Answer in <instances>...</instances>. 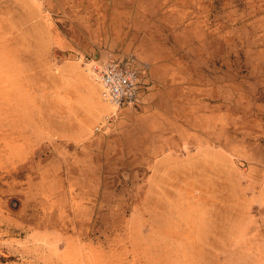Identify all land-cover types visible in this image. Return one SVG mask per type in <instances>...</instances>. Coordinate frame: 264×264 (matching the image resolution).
Instances as JSON below:
<instances>
[{"label": "rangeland", "instance_id": "rangeland-1", "mask_svg": "<svg viewBox=\"0 0 264 264\" xmlns=\"http://www.w3.org/2000/svg\"><path fill=\"white\" fill-rule=\"evenodd\" d=\"M0 264H264V0H0Z\"/></svg>", "mask_w": 264, "mask_h": 264}, {"label": "built area", "instance_id": "built-area-1", "mask_svg": "<svg viewBox=\"0 0 264 264\" xmlns=\"http://www.w3.org/2000/svg\"><path fill=\"white\" fill-rule=\"evenodd\" d=\"M93 74L100 86V97L115 108V113L104 117L95 127L102 132L112 127L116 111L121 108H141L152 85L146 76V66L134 55H129L93 67Z\"/></svg>", "mask_w": 264, "mask_h": 264}, {"label": "crops", "instance_id": "crops-1", "mask_svg": "<svg viewBox=\"0 0 264 264\" xmlns=\"http://www.w3.org/2000/svg\"><path fill=\"white\" fill-rule=\"evenodd\" d=\"M148 81L151 83L152 85V88H151V91H150V94L148 95L147 97V100H149L150 102V97L153 96L154 94V90H155V83L149 78ZM148 103V102H147Z\"/></svg>", "mask_w": 264, "mask_h": 264}]
</instances>
